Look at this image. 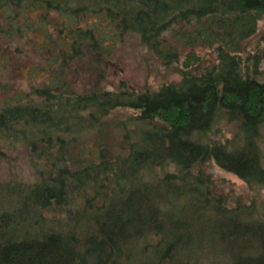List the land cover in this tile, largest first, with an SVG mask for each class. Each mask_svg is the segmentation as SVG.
Returning <instances> with one entry per match:
<instances>
[{"label":"trees","instance_id":"16d2710c","mask_svg":"<svg viewBox=\"0 0 264 264\" xmlns=\"http://www.w3.org/2000/svg\"><path fill=\"white\" fill-rule=\"evenodd\" d=\"M44 3L70 11V17L82 10L97 17L86 29H70L74 53L69 57L81 45L100 61L99 51L110 52L104 39L128 30L141 34L151 50L172 61L179 57V47L164 35L179 19H196L193 28L175 30L172 37L191 45L219 41L220 61L158 90L71 95L73 85L62 77L65 56L60 66L51 65L45 84L33 87L39 101L20 102L22 95L6 99L0 107V138L30 141L37 155L33 165L41 177L10 191V202L0 188V206H10L0 208V264H198L204 248L219 255L221 264H264V221L246 213V208L225 205L212 195L210 178L192 171L195 164L212 158L250 182L264 183L259 141L264 80L244 75L236 56L240 42L255 32L252 12H264V0ZM188 56L195 58V53ZM117 107L139 111L137 139L125 156L108 158L98 150V161L78 167L48 150L55 140L61 141L62 133L98 125L102 115ZM89 108L90 114L83 115ZM219 110L240 121L244 136L239 147L203 141L202 134L210 131ZM168 162L183 171L144 178V171ZM88 190L97 193V200L73 207ZM12 196H17L16 204L11 203ZM52 204L66 207L65 222L43 229L40 211ZM36 224L41 225L39 230L34 229Z\"/></svg>","mask_w":264,"mask_h":264},{"label":"rangeland","instance_id":"374dc122","mask_svg":"<svg viewBox=\"0 0 264 264\" xmlns=\"http://www.w3.org/2000/svg\"><path fill=\"white\" fill-rule=\"evenodd\" d=\"M44 1L46 0H22L6 4L0 2V107L6 99L15 98L17 95L23 96L20 102H26L30 98L39 101L32 93L33 87L45 84L50 77V67L60 66L65 61V56V73L62 77L73 85L68 92L71 95L86 94L92 90H158L165 84H180L186 74L202 73L207 67L220 61L219 41L191 45L172 37L175 30L193 28L196 19L190 21L192 24L179 19L164 35L165 39L179 47L180 55L172 61L163 59L151 50L143 42L141 34L128 30L117 34V37L109 35L104 39V43L110 45V52L105 49L103 52L99 51L100 61L95 53H89L81 45H77L79 54L69 57L74 53L69 44L70 29H86L97 17L90 10L79 11L75 17H70V11L48 7ZM252 14L257 19L256 30L240 42L236 56L244 75L249 74L262 81L264 12ZM114 40L116 43L113 44ZM189 53H195V58H189ZM16 102L17 100H12V103ZM90 112L89 108L82 114L89 115ZM138 114L139 111L135 108L117 107L102 115L98 125L82 128L73 134L62 133L61 141L55 140L48 150L54 156L64 157L71 166L78 167H86L98 161V150L103 151L108 158L123 157L127 154L130 143L137 139L135 130L140 125ZM260 129L259 141L264 166V122ZM243 136L240 121L232 119L224 110H219L210 131L202 134L204 142L222 143L229 149L239 147ZM38 146L41 148L44 143L41 142ZM36 156L30 141L21 140V137H7L5 140L0 138V188L8 202L10 198L7 194L10 191L17 192L20 188H26L40 180L41 176L32 161ZM181 171L183 170L175 164L168 162L164 166H155L144 171V178H161L168 172ZM192 171L202 172L206 178H210L212 195L221 198L225 205L230 208H246V213L252 212L253 217L264 221V183L250 182L222 168L212 158L195 164ZM96 194L90 190L84 192L73 207L92 204L97 200ZM17 201V196H12L11 203L16 204ZM3 207L10 206H0ZM65 209L66 207L56 204L41 209L42 224H45L43 229L64 223ZM40 226L36 224L34 229L39 230ZM220 260L219 255L211 254L208 248H204L198 264H213L214 261L221 264Z\"/></svg>","mask_w":264,"mask_h":264}]
</instances>
